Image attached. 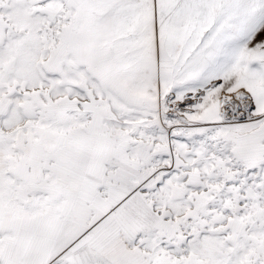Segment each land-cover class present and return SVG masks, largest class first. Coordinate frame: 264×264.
Segmentation results:
<instances>
[{
    "label": "snow or ice",
    "instance_id": "6c2138e0",
    "mask_svg": "<svg viewBox=\"0 0 264 264\" xmlns=\"http://www.w3.org/2000/svg\"><path fill=\"white\" fill-rule=\"evenodd\" d=\"M0 264H264V0H0Z\"/></svg>",
    "mask_w": 264,
    "mask_h": 264
}]
</instances>
